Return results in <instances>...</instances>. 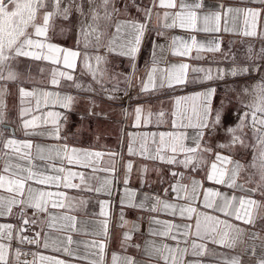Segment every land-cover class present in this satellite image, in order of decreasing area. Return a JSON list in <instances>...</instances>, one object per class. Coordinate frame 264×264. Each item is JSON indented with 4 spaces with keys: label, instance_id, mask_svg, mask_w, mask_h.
Masks as SVG:
<instances>
[{
    "label": "snow or ice",
    "instance_id": "1",
    "mask_svg": "<svg viewBox=\"0 0 264 264\" xmlns=\"http://www.w3.org/2000/svg\"><path fill=\"white\" fill-rule=\"evenodd\" d=\"M0 264H264V0H0Z\"/></svg>",
    "mask_w": 264,
    "mask_h": 264
}]
</instances>
